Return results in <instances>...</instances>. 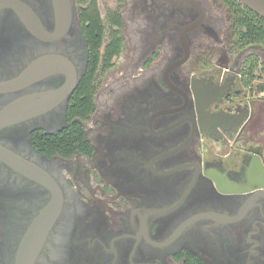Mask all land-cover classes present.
Here are the masks:
<instances>
[{
  "label": "flooded vegetation",
  "instance_id": "obj_1",
  "mask_svg": "<svg viewBox=\"0 0 264 264\" xmlns=\"http://www.w3.org/2000/svg\"><path fill=\"white\" fill-rule=\"evenodd\" d=\"M21 1L45 32L31 30L12 6L0 9V83L33 63L47 70L0 91V113L31 108L0 127V145L45 170L62 197L34 264H264V114L245 96L257 79L248 84L246 67L264 69L257 56L232 83L228 60L195 55L193 42L211 35L213 23L197 0L205 20L186 34L189 59L173 66L184 56L183 27L201 12L183 0H138L149 21L145 53L162 62L148 61L154 67L138 76L125 71L106 93L95 91L91 114L73 117L92 56L87 2ZM76 122L90 151L80 142L73 153L56 151ZM53 198L54 189L0 157V264H16L27 230Z\"/></svg>",
  "mask_w": 264,
  "mask_h": 264
},
{
  "label": "rangeland",
  "instance_id": "obj_2",
  "mask_svg": "<svg viewBox=\"0 0 264 264\" xmlns=\"http://www.w3.org/2000/svg\"><path fill=\"white\" fill-rule=\"evenodd\" d=\"M91 1L92 0H86L87 5H89ZM96 1L106 27L105 42H108L110 34L115 30L119 31L125 38V45L121 54L115 57L112 61L113 64L103 69V72L97 77L95 88L96 96H99L106 93L116 79L122 78L125 71H130L138 76V73H143L147 71L148 68L154 67L153 65H151V67H149L150 65L147 66L146 63L148 61L151 62V60H153L154 63H159L162 62V60H159L158 57H155L154 60L153 57L150 58L151 53H145L147 47L145 41L149 21L146 17L147 15L141 11L140 8H136L138 0ZM199 1L206 6L208 10V19L209 21H213V23L211 25V35L203 36L198 44L193 42V51L195 55L205 50L208 59L205 58L212 64H216L218 61L227 62L228 60L231 70L230 72L224 71V73L231 79V82L233 79L235 80L238 78V71H245L244 64L248 61L247 57L252 53H254L255 57L257 56L256 58L261 64V68H264V45L252 44L243 48L240 47L241 42L236 35L237 29L234 24V17L229 11L230 8L226 2L224 0ZM120 18L123 22L122 27L114 24L115 21ZM169 54L170 53H167V55ZM148 58H150V60H148ZM191 62L192 64L196 62L195 56H193ZM256 71L257 79L253 82L251 91L249 92L247 90L245 92V96H251V98L254 97L257 100H264V90H261L262 86H264V69L262 71ZM227 88L228 86H226V89ZM217 89L216 96L223 95L226 91L223 85L219 86ZM245 96L243 95L240 98L245 99ZM257 100L254 101V105H256L255 107L258 113L261 112L264 114V102H260L262 103L260 104ZM220 116L223 118V115ZM230 116L234 117L232 115ZM93 120L94 119L89 123L92 124Z\"/></svg>",
  "mask_w": 264,
  "mask_h": 264
},
{
  "label": "water",
  "instance_id": "obj_3",
  "mask_svg": "<svg viewBox=\"0 0 264 264\" xmlns=\"http://www.w3.org/2000/svg\"><path fill=\"white\" fill-rule=\"evenodd\" d=\"M183 1L186 4L197 8L201 12V16L197 20L192 21L183 27L181 31V43L184 47V56L175 62L173 66L181 65L189 59L190 46L186 39V34L188 31L194 30L201 26L206 17V10L200 2L197 0ZM239 2L257 13L259 16L264 17V0H239ZM5 6H12L31 30H41L45 32V29L43 28L37 14L31 7L21 0H0V9ZM44 70H47V66H45L43 63H33L17 78L0 83V91L6 92L21 86H25L39 78L40 72ZM75 84L76 79H72L66 89L67 92L71 91ZM30 110L31 108H29L27 111ZM27 111L20 104L10 105L0 113V127L20 120L22 118V114H25ZM0 157L23 173L38 179L39 181L54 189V198L52 202L46 206V208L40 213V215L27 230L18 250L16 264H34L39 251L43 246L47 233L61 209V193L51 176L39 166L24 160L22 157L5 149L1 145ZM261 186L264 187V183Z\"/></svg>",
  "mask_w": 264,
  "mask_h": 264
},
{
  "label": "trees",
  "instance_id": "obj_4",
  "mask_svg": "<svg viewBox=\"0 0 264 264\" xmlns=\"http://www.w3.org/2000/svg\"><path fill=\"white\" fill-rule=\"evenodd\" d=\"M224 1L229 6L234 17L235 28L237 29L236 35L241 42L240 47L243 48L252 44L264 45V17L242 5L239 0ZM85 10H87L85 20L88 22L86 25V36L92 48V56L88 71L80 81L74 94V105L71 108L73 117H87L94 111L95 80L98 69L110 67L113 64L114 57L123 51L125 45L124 36L115 30L110 34V39L104 49L101 50L105 43L106 27L97 6V1L92 0ZM114 24L119 27L123 26L121 18L115 21ZM248 61L253 62L255 59L250 58ZM256 66V64L251 65L245 71L249 76L248 84H251L257 78L255 73ZM261 90H264V86H262ZM58 142L60 144H58L56 151L64 154L74 152L73 144L75 142H80L86 150L90 151V142L85 138L84 129L79 122H76L66 136H63Z\"/></svg>",
  "mask_w": 264,
  "mask_h": 264
}]
</instances>
